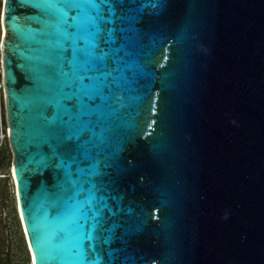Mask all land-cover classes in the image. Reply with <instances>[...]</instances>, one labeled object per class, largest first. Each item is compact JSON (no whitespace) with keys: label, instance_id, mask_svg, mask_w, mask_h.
Returning <instances> with one entry per match:
<instances>
[{"label":"water","instance_id":"95a60500","mask_svg":"<svg viewBox=\"0 0 264 264\" xmlns=\"http://www.w3.org/2000/svg\"><path fill=\"white\" fill-rule=\"evenodd\" d=\"M144 2L136 26L150 55L117 90L105 193L116 227L100 264H264V0ZM37 14L2 0L7 139L32 264H63L48 250L41 121L18 99L42 26L25 18Z\"/></svg>","mask_w":264,"mask_h":264},{"label":"snow or ice","instance_id":"6c2138e0","mask_svg":"<svg viewBox=\"0 0 264 264\" xmlns=\"http://www.w3.org/2000/svg\"><path fill=\"white\" fill-rule=\"evenodd\" d=\"M147 2L155 6L159 0ZM19 3L38 11L26 20L42 25L32 37L38 54L28 58L32 63L24 72L29 95L18 99L38 114V145L48 149L40 164L53 172V190L45 187L46 217L55 221L50 258L63 264H100L101 246L111 243L116 227L110 223L115 213L105 193L112 183L106 177L114 155L112 134L121 99L117 90L143 72L141 57L150 55L136 26L146 5L144 0ZM13 27L32 31L26 24Z\"/></svg>","mask_w":264,"mask_h":264},{"label":"rangeland","instance_id":"374dc122","mask_svg":"<svg viewBox=\"0 0 264 264\" xmlns=\"http://www.w3.org/2000/svg\"><path fill=\"white\" fill-rule=\"evenodd\" d=\"M2 0H0V18ZM2 33V31H1ZM1 40V37H0ZM0 80L1 64H0ZM4 117V125L1 122ZM0 264H32L31 254L18 213L15 185L12 178L10 146L3 90L0 88Z\"/></svg>","mask_w":264,"mask_h":264},{"label":"built area","instance_id":"2783aa9c","mask_svg":"<svg viewBox=\"0 0 264 264\" xmlns=\"http://www.w3.org/2000/svg\"><path fill=\"white\" fill-rule=\"evenodd\" d=\"M1 31H2V26H1V18H0V37H1ZM0 88L3 90L2 80H0Z\"/></svg>","mask_w":264,"mask_h":264},{"label":"trees","instance_id":"16d2710c","mask_svg":"<svg viewBox=\"0 0 264 264\" xmlns=\"http://www.w3.org/2000/svg\"><path fill=\"white\" fill-rule=\"evenodd\" d=\"M1 122L3 123V125H4V117L2 116V119H1ZM1 147H0V153H2L1 152ZM0 160L2 161V160H4V156H2L1 158H0ZM1 161H0V164H1Z\"/></svg>","mask_w":264,"mask_h":264},{"label":"bare ground","instance_id":"6f19581e","mask_svg":"<svg viewBox=\"0 0 264 264\" xmlns=\"http://www.w3.org/2000/svg\"><path fill=\"white\" fill-rule=\"evenodd\" d=\"M31 263H32V259H31Z\"/></svg>","mask_w":264,"mask_h":264}]
</instances>
